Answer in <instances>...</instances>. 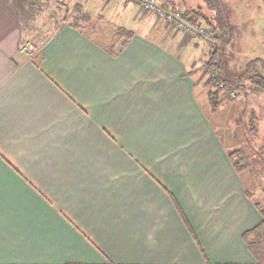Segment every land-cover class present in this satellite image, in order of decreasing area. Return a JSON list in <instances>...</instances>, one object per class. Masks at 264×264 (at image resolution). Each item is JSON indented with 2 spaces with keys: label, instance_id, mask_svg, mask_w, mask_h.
I'll return each instance as SVG.
<instances>
[{
  "label": "crops",
  "instance_id": "1",
  "mask_svg": "<svg viewBox=\"0 0 264 264\" xmlns=\"http://www.w3.org/2000/svg\"><path fill=\"white\" fill-rule=\"evenodd\" d=\"M77 3L132 37L119 51L58 15L33 44L35 10L0 0V264H264L244 239L264 206L196 98L199 46L126 0Z\"/></svg>",
  "mask_w": 264,
  "mask_h": 264
},
{
  "label": "rangeland",
  "instance_id": "2",
  "mask_svg": "<svg viewBox=\"0 0 264 264\" xmlns=\"http://www.w3.org/2000/svg\"><path fill=\"white\" fill-rule=\"evenodd\" d=\"M25 8L28 11L24 16L31 15V9L35 10L28 25L25 28L27 39L33 44H37L44 34L51 32L50 19L59 15L60 22L67 18L69 21H74L75 5H80L77 1L80 0H42L43 7L38 10L36 3L38 0H22ZM104 1V0H103ZM127 2L137 4L140 8V15H144V22L147 25L158 26L160 32H164L165 36L174 38L176 33L183 35L184 41L191 40L190 45L196 43L201 54L197 68L193 69L190 74L198 76L202 74L203 65L214 50L222 52V73L225 78L239 76L246 67V63L252 60L260 59L264 61V0H221L225 7L229 10L228 25L225 20H221L222 26L216 23L214 11L207 4V0H151L156 6L165 9L166 11H197L201 10L204 15L212 20L215 24V30H211L205 21H200L194 25L206 28L203 35L194 36L181 32L175 29L172 25L159 18L153 12H148L142 9L141 3L138 0H126ZM96 4V5H95ZM95 12L101 14V8L98 3H95ZM34 5L36 7H34ZM81 6V5H80ZM32 7V8H31ZM82 11L84 12L82 6ZM135 8L126 10V15L131 16L136 10ZM38 18H35L38 15ZM104 16H95L86 22L79 23L83 29H87V33L91 37L99 39L103 44H107L108 40H115V28L124 24L120 22V17L114 13L111 8H106L102 13ZM79 15V14H78ZM117 15V16H116ZM193 24V23H192ZM217 24V25H216ZM132 26L133 25H129ZM200 28V27H199ZM230 28V29H229ZM51 30V31H50ZM175 39V38H174ZM119 39L116 40L118 44ZM170 41H167L169 43ZM172 43V42H170ZM183 45V44H182ZM193 53L197 59L198 54ZM212 75H206L198 82L196 88V98L202 111L208 117L213 131H215L218 139L227 152H232L235 149H242L248 156V160L252 163L255 158H261L262 161L254 162L253 179L251 182L246 181V170L240 174L242 180L248 185L252 194V200L258 205L264 206V93L245 82V90H236L235 99L224 98L223 93L219 100L216 109H213L210 99L207 96L209 89L216 92V88H212ZM216 76V73L214 74ZM231 79V78H230ZM235 161H239L237 156H234ZM258 166V167H257Z\"/></svg>",
  "mask_w": 264,
  "mask_h": 264
},
{
  "label": "trees",
  "instance_id": "3",
  "mask_svg": "<svg viewBox=\"0 0 264 264\" xmlns=\"http://www.w3.org/2000/svg\"><path fill=\"white\" fill-rule=\"evenodd\" d=\"M207 4L211 7L212 11H214V16L216 17V23L219 26H222L221 20H225L226 25H228V14L230 11L225 7L224 3L221 0H207ZM75 12L76 15L74 16V21H69L67 18L63 19V22L68 21V24L72 27H78L79 20L85 21L88 20V14L86 12H83L80 5H75ZM79 14V15H78ZM184 18L189 21L190 23H198L200 21H205V24L208 25V27L211 28V30H215L216 26L212 22V20H209L204 13L201 10L197 11H183ZM216 24V25H217ZM229 26V25H228ZM230 29V28H229ZM116 40L119 39L122 44L121 48H119V51L123 48V46L126 45L127 41L132 37L133 31L127 30L123 27H119L116 29L115 32ZM117 50H110V55H117L119 53ZM221 54L222 52L219 50H214L212 54H210L209 58L203 65V71L202 74L199 75V81L200 82L204 76L211 75L213 72L216 73V76L214 78H211L213 81H211L212 88H216V92H212L211 89L207 91V96L210 99V103L213 109H216L219 100L218 98H221V94L223 93V97L227 99H232L229 97V93L226 92V89H229L232 91L236 90H245V82L249 83L259 91L264 93V61L260 59L252 60L246 63V67L244 70L239 74V76H233L228 78H225L222 73V61H221ZM220 84L223 85V88H218ZM226 93H225V92ZM236 95V93H235ZM236 98V97H235ZM233 98V99H235ZM228 156L230 158V161L232 163V166L234 170L237 173H241L243 170L249 171V173H253L255 170V166H253L254 162L260 163L262 161L261 158L258 157V159L255 158V160L250 163L248 160L249 156L242 150V149H235L232 152H228ZM234 156L238 157L239 161L234 160ZM260 160V162H259ZM258 167V166H257ZM246 196H250V192L246 189ZM264 191V188H263ZM259 207L258 204H255ZM262 214H264V210H262ZM253 235V237L248 240V238ZM244 239L247 242V245L253 255L258 257V260H260V256H264L263 249H264V215L263 220L261 222V225L257 227L256 230L250 231L247 234H244Z\"/></svg>",
  "mask_w": 264,
  "mask_h": 264
},
{
  "label": "built area",
  "instance_id": "4",
  "mask_svg": "<svg viewBox=\"0 0 264 264\" xmlns=\"http://www.w3.org/2000/svg\"><path fill=\"white\" fill-rule=\"evenodd\" d=\"M141 3V7L145 11H150L156 14L159 18H162L165 22L168 24L172 25L175 29L181 32H186L191 35L194 34V36L198 35H203L204 29L207 30L206 28H201L202 26L199 25H194L187 21L182 12L179 11H172L168 10L166 11L165 9L156 6L155 2L151 0H138ZM200 27V28H199ZM38 53V49L32 45L30 42L26 41L23 42L18 50V58L19 59H31L33 58L36 54ZM215 72H213L212 78H214ZM218 88H223V85L220 84ZM225 92V91H224ZM226 92L229 93L230 98H235L236 91H232L229 89H226ZM225 92V93H226Z\"/></svg>",
  "mask_w": 264,
  "mask_h": 264
}]
</instances>
